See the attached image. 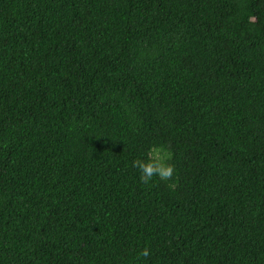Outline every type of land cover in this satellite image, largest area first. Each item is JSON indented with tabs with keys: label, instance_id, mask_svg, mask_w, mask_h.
Masks as SVG:
<instances>
[{
	"label": "trees",
	"instance_id": "trees-1",
	"mask_svg": "<svg viewBox=\"0 0 264 264\" xmlns=\"http://www.w3.org/2000/svg\"><path fill=\"white\" fill-rule=\"evenodd\" d=\"M0 264H264V0H0Z\"/></svg>",
	"mask_w": 264,
	"mask_h": 264
},
{
	"label": "clouds",
	"instance_id": "clouds-1",
	"mask_svg": "<svg viewBox=\"0 0 264 264\" xmlns=\"http://www.w3.org/2000/svg\"><path fill=\"white\" fill-rule=\"evenodd\" d=\"M172 152L163 144L149 145L142 157L132 161V167L139 173V180L144 185H149L154 178L160 181H171L175 168L171 163ZM148 247L141 248L137 253L138 258H148L151 255Z\"/></svg>",
	"mask_w": 264,
	"mask_h": 264
}]
</instances>
